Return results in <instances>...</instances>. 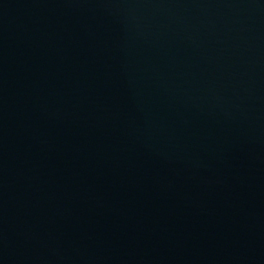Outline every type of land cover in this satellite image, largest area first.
<instances>
[{"label": "water", "instance_id": "obj_1", "mask_svg": "<svg viewBox=\"0 0 264 264\" xmlns=\"http://www.w3.org/2000/svg\"><path fill=\"white\" fill-rule=\"evenodd\" d=\"M0 264H264V0H0Z\"/></svg>", "mask_w": 264, "mask_h": 264}]
</instances>
